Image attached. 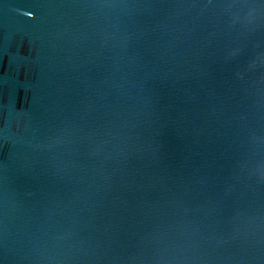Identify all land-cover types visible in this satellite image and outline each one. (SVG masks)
Here are the masks:
<instances>
[{"label": "water", "instance_id": "obj_1", "mask_svg": "<svg viewBox=\"0 0 264 264\" xmlns=\"http://www.w3.org/2000/svg\"><path fill=\"white\" fill-rule=\"evenodd\" d=\"M0 264H264V0H0Z\"/></svg>", "mask_w": 264, "mask_h": 264}]
</instances>
